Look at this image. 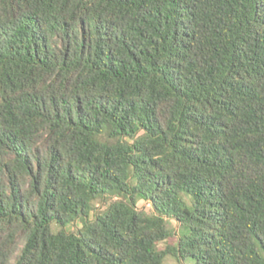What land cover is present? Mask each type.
I'll list each match as a JSON object with an SVG mask.
<instances>
[{"label":"trees","instance_id":"obj_1","mask_svg":"<svg viewBox=\"0 0 264 264\" xmlns=\"http://www.w3.org/2000/svg\"><path fill=\"white\" fill-rule=\"evenodd\" d=\"M170 255L264 264V0H0V264Z\"/></svg>","mask_w":264,"mask_h":264},{"label":"rangeland","instance_id":"obj_2","mask_svg":"<svg viewBox=\"0 0 264 264\" xmlns=\"http://www.w3.org/2000/svg\"><path fill=\"white\" fill-rule=\"evenodd\" d=\"M102 206H100V208H101ZM79 227H80V223H79ZM69 229H71V230H73V229H75V227L74 226H70L69 227ZM170 242H174V240H172V241H170ZM170 242H163L162 244H161V247H164V246H166L168 243H170ZM177 262V260H176V258H174L173 256H168L167 257V259H166V263L167 264H174V263H176ZM185 264H193V262L190 260V259H187L186 261H185Z\"/></svg>","mask_w":264,"mask_h":264}]
</instances>
